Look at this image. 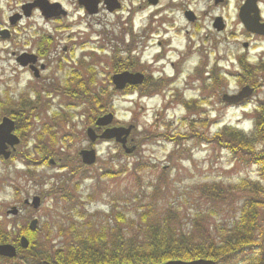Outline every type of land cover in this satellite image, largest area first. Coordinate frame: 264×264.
<instances>
[{
  "label": "flooded vegetation",
  "instance_id": "obj_1",
  "mask_svg": "<svg viewBox=\"0 0 264 264\" xmlns=\"http://www.w3.org/2000/svg\"><path fill=\"white\" fill-rule=\"evenodd\" d=\"M196 1L0 0V165L9 167L20 161L25 170L17 174L28 177L36 165L41 168L48 162L56 168L50 160L63 157V142L73 138L62 135L65 127L69 125L72 134L77 121H87L77 117L72 103L65 105L69 96L78 106L88 104L92 95L135 97L141 111L155 107L152 124L159 127L177 106L186 110L198 105L203 112L213 97L219 98L222 110L249 106L263 110L264 55L253 58L251 53L264 49V36L243 26L240 14L247 0H241L236 9L239 33H231L234 51L227 46L226 16L213 17L210 29L201 35L203 15L196 10ZM210 1L224 8L231 0ZM257 5L264 25V0H257ZM248 15L253 19L254 13ZM124 73L136 79L118 89L114 78ZM232 81L236 90L229 93ZM241 94V101L230 102V97ZM153 102L158 104L152 106ZM108 114L96 115L89 122L82 135L86 145L82 144L76 157L82 160L84 152L97 154L107 129L135 127L130 121L125 126L99 128L97 121ZM165 135L175 146L179 139L188 140L185 134L156 137ZM125 144V150L137 146L130 136ZM120 147L124 149L121 143ZM7 182L0 178V185ZM34 198L41 207L42 197L36 195L14 206L16 215L7 211V216L19 217L24 209L36 212ZM26 220L23 229L32 233L34 219ZM23 237L28 239L26 235L19 239Z\"/></svg>",
  "mask_w": 264,
  "mask_h": 264
},
{
  "label": "rangeland",
  "instance_id": "obj_2",
  "mask_svg": "<svg viewBox=\"0 0 264 264\" xmlns=\"http://www.w3.org/2000/svg\"><path fill=\"white\" fill-rule=\"evenodd\" d=\"M240 3L241 0H231L227 7L222 8L220 7L222 4L215 6L214 1L197 0L196 10L203 15L200 23L201 35L206 34L210 29L213 17L226 16L227 46L234 51L231 33L235 31L239 33V29L235 26L237 24L236 9ZM207 11L210 14L204 15ZM178 43L181 44L182 39ZM261 47L264 48V46ZM251 55L253 58H259V55H264V49L253 51ZM68 68H72V65ZM230 68L232 70V67ZM229 86V93H234L236 90L234 81ZM261 92L260 97H264V90ZM190 95L196 94L191 93ZM88 98L90 101L87 102L88 104H79V106L70 99V96L65 100V105L72 103L73 107L76 106L73 112L77 114V117L84 119L86 117L87 121L84 120L83 123L77 121L78 124L72 134H70L72 128L69 125L65 127L62 135H71L73 138L63 142L65 155L53 159L56 168L49 167L48 162L45 163L47 166L41 168L36 165L35 173H30L28 177L24 174L23 176L17 174L25 170L20 161L9 167L0 165V178L8 180L4 186L0 185V220L13 222L14 217L7 216V211L14 206L21 205L25 199L36 195L41 196L43 201L39 210L31 214V209H24L19 217H16L18 218L17 227L24 223L28 224L24 219L38 221L34 232L38 243L44 239L53 238L55 247L62 246L63 237L60 234L67 231L71 222L67 209L73 205L74 200L83 204L80 215H75V212L71 214L72 220L79 225H92L90 228L92 230L100 228V225H111L112 214L115 211L124 213L127 219H137L142 211L140 205L153 203L157 188H162L160 197L155 196L157 203L161 206L160 210L173 205L182 208L184 214L188 216L203 206L196 194L199 186L213 182L230 185L237 184L242 179H257L256 167L247 169L237 167L228 150L204 144L202 143L204 139L201 137H195V135L194 138L190 137L193 132L211 137L224 127L249 130L253 117L245 116V114L248 111L253 112V106L228 107L222 110L218 102L219 98L213 97L212 103L205 107L203 112L198 105L186 110L182 106H177L168 112L167 122L164 123L167 127H159L152 124L153 115L156 113L154 112L155 107L143 112L140 105L134 103L135 97L129 98L124 95L113 97L99 94ZM98 101L101 105L97 104ZM156 104L158 102H153L152 106ZM70 107L68 106L69 111ZM92 110L95 112L92 113ZM108 112L115 114L113 126H125L130 121L134 124L135 127L129 136L137 146L129 145L128 150H132V153H127L115 140H113L115 142H102L101 140L97 149V162L95 165L85 167L82 160L76 157L82 144L86 145V138L82 135L87 125L90 124L89 122H94L93 117L102 116ZM159 134H174L177 137L185 134L188 140L185 142L180 140L178 146H175L166 141L168 139L166 135L156 137ZM34 136L36 138V135ZM134 164L138 165L136 173L133 171ZM163 172L166 180H161ZM106 173H111L113 177L104 176ZM164 186H168L165 190L166 195H163ZM64 195L71 197L68 204L63 200ZM221 216L222 221H230V215L226 216L225 213H221ZM184 221L188 222V217ZM2 262L8 264L5 260H0V263Z\"/></svg>",
  "mask_w": 264,
  "mask_h": 264
},
{
  "label": "trees",
  "instance_id": "obj_3",
  "mask_svg": "<svg viewBox=\"0 0 264 264\" xmlns=\"http://www.w3.org/2000/svg\"><path fill=\"white\" fill-rule=\"evenodd\" d=\"M194 135L204 139V144L228 150L237 167H256L257 179L199 186L196 194L203 206L188 216L173 205L160 210L155 196L160 197L162 188H157L154 202L140 205L137 219H127L115 211L111 225L92 230V225L72 220L71 214L80 215L83 204L74 200L67 209L71 222L60 234L63 242L59 248L53 245V238L38 243L36 233L23 229L26 223L17 227L18 218L13 222L0 220V244L18 248L16 259L0 260L8 264H164L204 259L215 264H264V109L255 112L248 134L224 127L211 137L196 132L190 137ZM137 166L133 165L135 173ZM104 176L113 177L111 173ZM166 179L163 172L161 180ZM167 188L163 187V195ZM69 198L63 196L67 204ZM221 213L230 215V221H222ZM187 217L188 222L184 221ZM21 235L29 239L26 250L20 248Z\"/></svg>",
  "mask_w": 264,
  "mask_h": 264
},
{
  "label": "water",
  "instance_id": "obj_4",
  "mask_svg": "<svg viewBox=\"0 0 264 264\" xmlns=\"http://www.w3.org/2000/svg\"><path fill=\"white\" fill-rule=\"evenodd\" d=\"M222 2V1H216V3ZM257 0H247L246 4L243 6L240 14V18L246 28L247 31L263 35L264 36V25H262L259 21V16L257 14ZM254 13L253 19L249 17L248 14ZM219 25L221 19L217 20ZM136 79V75H131L128 73L120 74L115 76L114 83L116 84L118 89H122L127 83H132L133 80ZM242 94L240 96L232 97L230 98L231 103H236L241 101ZM114 120V117L112 114L104 116L100 118L97 121V125L99 128L106 127L112 124ZM1 129V128H0ZM131 128H114V129H107L103 135H101V140H115L117 143H121L126 149V139L128 138ZM92 133V132H91ZM125 136V137H124ZM124 137V138H123ZM123 138V139H122ZM127 153H132V150H126ZM83 161L87 165H93L96 162V157L94 152H84L83 153ZM32 205L35 209H38L40 207V200L38 198H34ZM10 214L16 215L18 213L17 208H13L11 211H9ZM37 220H34L30 224V230L35 231L37 227ZM21 248L27 249L29 247V241L27 238L23 237L20 240ZM17 256V249L15 246L11 244H0V257L8 258V259H14ZM164 264H215L213 261L199 259L194 261H180V260H174L169 261Z\"/></svg>",
  "mask_w": 264,
  "mask_h": 264
}]
</instances>
